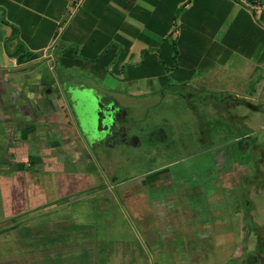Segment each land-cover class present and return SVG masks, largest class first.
Wrapping results in <instances>:
<instances>
[{"label": "crops", "instance_id": "0c3cea01", "mask_svg": "<svg viewBox=\"0 0 264 264\" xmlns=\"http://www.w3.org/2000/svg\"><path fill=\"white\" fill-rule=\"evenodd\" d=\"M202 91L264 114V0H0V264H264L260 233L207 222L198 205L160 218L135 199L171 184L166 164L132 177L138 193L113 176L141 234L101 238L99 223L37 218L93 185L82 162L95 151L110 160L142 145L136 109ZM121 127L133 141L106 143ZM252 133L234 139L250 148ZM166 138L156 127L145 141ZM154 218L171 222L178 245ZM24 219L36 229L14 232Z\"/></svg>", "mask_w": 264, "mask_h": 264}, {"label": "rangeland", "instance_id": "374dc122", "mask_svg": "<svg viewBox=\"0 0 264 264\" xmlns=\"http://www.w3.org/2000/svg\"><path fill=\"white\" fill-rule=\"evenodd\" d=\"M215 94L210 97L202 91L189 98H161L159 104L147 109V112L146 109H136L132 118L143 126L142 145L127 154L117 153L110 160L99 156L95 148V155L82 162L84 171L93 178V185L83 192L73 193L65 199L66 204L51 208L53 210L37 218L42 221L66 219L69 224L83 221L99 223L102 225V229H99L101 238L141 234L134 225L129 227L126 224V220L133 219L134 213L129 211V204L125 200L128 198L124 193L127 190L139 192V189L133 187V176L150 167L166 164L165 171L171 176V184L162 189L152 190L148 187L142 190L143 194H135V199L140 203L143 200L151 208L159 207L156 214L166 219L175 217L177 207L180 210L198 205L202 209L196 213L202 215L205 221L214 219L223 223L228 221V224L233 221L235 225L241 224L251 235L260 233L263 239L264 140L257 142L263 144L258 149L262 153L259 155L257 150L245 147L247 139L238 142L234 135L249 130L253 132L250 134H254L253 138L255 135L262 137L264 125L261 129L256 121L264 118V114L248 108L249 105L242 102L241 98H226L223 94ZM90 96L85 95L80 100H90L89 106H92L94 100ZM247 110L249 112L245 113ZM244 117L254 120L248 124L249 129L241 123ZM156 127L164 129L167 138L146 142L147 132ZM218 165L222 167L218 168ZM50 175L53 173L43 174L47 189L53 192V184L50 186L49 183ZM113 176L124 181L122 185L125 192L121 193L117 188V180H113ZM231 182L232 188L229 187ZM178 185L181 197L175 192ZM154 220L155 223L157 220ZM22 221L19 230L14 232L27 233L36 229L32 224H26L27 219ZM156 223L155 232L159 236L164 234L176 237L175 227L169 226L171 222ZM77 233L81 232L74 231L75 235ZM178 244L179 238L176 237L174 245Z\"/></svg>", "mask_w": 264, "mask_h": 264}, {"label": "flooded vegetation", "instance_id": "af4514ba", "mask_svg": "<svg viewBox=\"0 0 264 264\" xmlns=\"http://www.w3.org/2000/svg\"><path fill=\"white\" fill-rule=\"evenodd\" d=\"M118 116H120V118H121L122 117L121 113L114 114V118H117ZM115 134H116V136H114ZM115 134L113 136L116 137L117 139L113 138L111 140H107L106 143H109L108 141L113 142V141L122 140V139L126 143H130V142L133 141L131 139V136L127 135L126 130L124 129V127H121L119 132L116 131ZM102 141L104 142L105 140H102ZM94 144H95V142H94ZM93 145H92V147H94Z\"/></svg>", "mask_w": 264, "mask_h": 264}, {"label": "trees", "instance_id": "16d2710c", "mask_svg": "<svg viewBox=\"0 0 264 264\" xmlns=\"http://www.w3.org/2000/svg\"><path fill=\"white\" fill-rule=\"evenodd\" d=\"M18 56V55H17ZM240 136H241V134H239ZM238 135V136H239ZM250 138V140H251V144L252 145H250L251 147L249 148V149H252V150H257V153L260 155V154H262L259 150V148H260V146H262V145H259V143H255L254 141H255V139L254 138H252V137H249ZM245 139H247V137H244V140ZM259 149V150H258ZM262 152L264 153V147H262Z\"/></svg>", "mask_w": 264, "mask_h": 264}, {"label": "built area", "instance_id": "2783aa9c", "mask_svg": "<svg viewBox=\"0 0 264 264\" xmlns=\"http://www.w3.org/2000/svg\"><path fill=\"white\" fill-rule=\"evenodd\" d=\"M252 9L255 11V12H258L261 8V5L260 4H252L251 5ZM70 13L72 12V10L69 11Z\"/></svg>", "mask_w": 264, "mask_h": 264}]
</instances>
